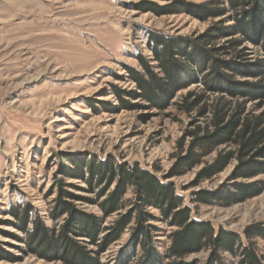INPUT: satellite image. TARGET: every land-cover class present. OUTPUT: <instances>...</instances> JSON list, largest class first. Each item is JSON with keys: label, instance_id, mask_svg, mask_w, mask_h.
<instances>
[{"label": "rangeland", "instance_id": "374dc122", "mask_svg": "<svg viewBox=\"0 0 264 264\" xmlns=\"http://www.w3.org/2000/svg\"><path fill=\"white\" fill-rule=\"evenodd\" d=\"M176 1L225 11L221 17L203 20L186 12L158 15L151 10ZM228 1L0 0V247L4 250L0 264H60L27 249L25 235L15 227L9 211L30 204L52 226L49 212L59 179L73 193L92 196L82 191L87 187L84 182L62 175L61 166H67L69 158L138 162L146 169H157L160 178L169 172L177 141L197 121V115L180 113L175 106L153 108L141 98L130 97L127 92L136 91V86L125 66L139 69L140 54L152 58L148 44L152 31L197 39L212 27L235 26L238 15ZM232 41L239 42L237 47ZM211 46L220 50L216 57L225 63L242 65L243 72L222 69L235 83L264 84L259 73L264 66V42L232 32ZM204 89L199 80L178 99L191 90ZM118 90L129 106L122 104ZM207 95L214 99L221 94ZM260 104L248 101L247 109L260 112ZM198 170L170 180L192 208V218L210 222L216 230L237 233L246 243L245 229L264 223V191L230 207L198 204L193 201L194 192L218 189L232 168L188 188ZM78 204L88 212L100 213L98 206ZM154 224L160 230L158 248L164 252L172 228ZM128 238L129 232L103 261L118 257ZM254 242L264 257V239ZM208 255L203 252L188 259L205 262ZM222 256L226 264H237L228 253Z\"/></svg>", "mask_w": 264, "mask_h": 264}, {"label": "trees", "instance_id": "16d2710c", "mask_svg": "<svg viewBox=\"0 0 264 264\" xmlns=\"http://www.w3.org/2000/svg\"><path fill=\"white\" fill-rule=\"evenodd\" d=\"M228 5L238 15L235 26L212 27L197 39L152 31L148 34L152 58L140 54L139 69L125 66L136 86V91L127 92L130 97L141 98L153 108L175 106L180 113L197 115V121L177 141L169 172L160 178L157 169H146L138 162L69 158L68 165L61 166L62 175L84 182L87 187L82 191L92 196L77 195L70 185L57 180V195L49 212L52 226L30 204L12 207L9 215L25 235L28 250L60 264H226L222 253L235 258L237 264H264L254 242L264 239V223L245 229V243L237 233L194 220L192 208L170 181L199 168L188 187L192 188L231 167L218 189L195 191L193 201L230 207L264 191V180H259L264 177V84L235 83L222 69L243 72L242 65L225 63L216 57L220 50L210 47L232 32L264 42V0H229ZM151 10L158 15L186 12L203 20L221 17L225 11L178 1ZM259 73L264 76V66ZM199 80L205 86L202 92L191 90L178 99ZM209 92L221 95L212 99ZM117 93L122 104L129 106ZM255 100L261 102L257 113L247 109L248 101ZM78 203L98 206L100 213L88 212ZM156 222L172 228L164 252L157 245L160 230ZM127 232L129 238L118 257L104 262L103 256ZM203 252L209 253L205 262L188 259Z\"/></svg>", "mask_w": 264, "mask_h": 264}]
</instances>
